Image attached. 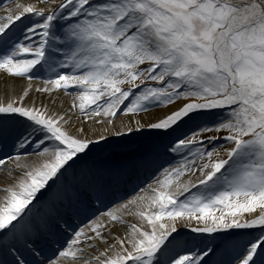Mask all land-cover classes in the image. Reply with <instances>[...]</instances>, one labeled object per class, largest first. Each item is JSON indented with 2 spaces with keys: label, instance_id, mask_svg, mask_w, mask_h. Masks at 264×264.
Segmentation results:
<instances>
[{
  "label": "snow or ice",
  "instance_id": "1",
  "mask_svg": "<svg viewBox=\"0 0 264 264\" xmlns=\"http://www.w3.org/2000/svg\"><path fill=\"white\" fill-rule=\"evenodd\" d=\"M6 13L0 73L29 82L19 97L0 102V144L11 140L16 153L0 157L12 181L0 188L8 252L22 240L41 256L31 242L39 231L33 211L67 197L69 173L94 179L84 165L107 138L71 131V116L113 127L123 116L129 122L121 121L117 136L182 129L170 151L183 158L144 195L74 229L41 264H213L206 258L221 248L233 254L228 264H264V0H38ZM41 73L44 86L35 91L72 96L67 113L25 102ZM156 109L171 110L135 119ZM219 140L230 145L223 155ZM72 194L79 198V185ZM125 215L138 222L113 236ZM257 228L259 235L235 241L233 230Z\"/></svg>",
  "mask_w": 264,
  "mask_h": 264
},
{
  "label": "bare ground",
  "instance_id": "2",
  "mask_svg": "<svg viewBox=\"0 0 264 264\" xmlns=\"http://www.w3.org/2000/svg\"><path fill=\"white\" fill-rule=\"evenodd\" d=\"M29 2L38 4L37 0H25L24 2L18 3ZM15 3L10 2L7 7L12 8ZM6 14V7L0 10V15ZM26 21L27 20L23 21V23H26ZM20 26H22V24L17 22V27L19 28ZM28 83L29 82L26 79H16L8 76L6 73H0V102L6 103L11 98L19 97L22 90L28 86ZM38 86L39 83L37 79H34L32 81V91L30 92L29 97L26 98V103L31 104L32 102H35L37 106L43 104L46 105L51 112L60 114L67 113L69 111L73 103L72 96L66 95L62 91L58 93L54 92L51 96L47 93H38L35 91L36 88H39ZM170 110L171 109H156L150 113L141 114L140 116L135 117V119H140L142 122L151 121L157 116L163 115L165 111ZM121 121L125 124L129 122L126 117L120 116L115 119V127H113L112 125H94L85 117H78L76 115L71 116L70 124L68 125L71 131L76 132L78 128L84 127L89 135H93V133H103L107 138L106 141H99L98 145L93 147L92 152L89 154V157L84 165V174L89 175L94 179H82L80 172L77 173L76 177H73L71 173H69L67 179V197L62 198V202H57L54 208L51 205H48L41 206L38 213L35 210L33 211V222L39 226V231L36 235H34L31 242L34 243L35 247L42 253V255H34L28 248L25 247L23 241L21 240L12 252H8L6 248L5 253L0 251V262H2V264H14V261L17 258H23V260L27 263L29 262L30 264H41L43 261L42 256H52L59 248L65 246V242L72 237L73 232L70 231L68 227H64L65 225H68L71 229L77 227L81 222L87 221L92 214L104 206L106 201L116 198L121 199V196L125 194L121 190L122 186H131L129 190L133 191L144 182L143 179L147 175H152L156 167L164 162V160L170 162V165H173L183 158L182 155L172 153L171 151H169V153H164L162 146L167 143L169 139L165 138V141H161V138H164V136L154 135L151 130L146 129L143 132L125 133L122 136L115 135L114 133L117 129L123 130ZM180 131H182V129H180ZM93 138L95 137L93 136ZM141 143L145 144L141 146V148L139 147V150H135L134 152H117L118 149L129 150L136 148V146ZM222 144L224 145L223 140L214 142L216 147ZM10 147L11 140L0 144V157L4 158V156L9 152ZM15 154L16 153L13 152V155ZM4 159L7 158L5 157ZM128 172L132 173L136 177L143 175V178H138L140 181L137 182L136 185H122L123 179ZM188 178L189 177H184L183 179ZM192 179L194 180L195 177H192ZM11 182L12 181L7 178L4 169L0 168V188ZM74 185H79V198L72 194V188ZM151 185L155 187V181ZM147 188L148 186H146V189ZM144 194L145 193H140L139 195ZM148 194L150 195L151 193L149 192ZM2 196L3 193L0 192V197ZM127 201L128 200L123 203ZM124 219L126 224L119 225L114 228L112 230L113 236L124 237L127 232V225L138 222L136 217L130 215H125ZM181 231L190 237L197 236V234L190 233L188 229H181ZM233 231L239 233V235L234 238L235 241L237 243H243V238L260 230L257 228ZM0 240L1 242L6 243L2 238H0ZM10 242H13L11 234H9L7 243ZM209 243H214L215 246V244L219 243V241H211V238H209ZM97 247L101 251L103 250V245L98 244ZM201 247H203V245H201ZM88 251L92 255L98 254L92 249H88ZM19 252H21L22 258L16 255ZM232 255L231 251L227 250V253L225 255H221V257L217 253L216 255L210 254V256L206 259L209 258L213 264H228V262L232 260Z\"/></svg>",
  "mask_w": 264,
  "mask_h": 264
},
{
  "label": "rangeland",
  "instance_id": "3",
  "mask_svg": "<svg viewBox=\"0 0 264 264\" xmlns=\"http://www.w3.org/2000/svg\"><path fill=\"white\" fill-rule=\"evenodd\" d=\"M25 0H0V10H2L3 8H5V6L7 7V5L10 3V2H24ZM38 1V0H37ZM30 21H26V23H29ZM20 27H22V26H20ZM19 27V28H20ZM23 37H21V39H22ZM43 75H44V73H41L40 74V76L39 77H37L36 79H37V81H38V83H39V88L40 87H43L44 85H43V79H42V77H43ZM77 103H78V101H77ZM120 117V116H119ZM118 117V118H119ZM182 132H183V130L182 131H176V132H174V133H172V134H170V136L168 135V136H164V138H161V141H163L165 138H168L169 139V141H167V143H165V144H163V146H162V150H164V153H169V151H170V146L174 143V142H176V140H177V138L178 137H181L182 138ZM189 135H190V133H188ZM223 133H221V135H222ZM224 135V134H223ZM165 141V140H164ZM145 143H141V144H139L138 146H136V148H132V149H129V150H121V149H118L117 150V152H123V153H128V152H134L135 150H139V147L141 148V146H143ZM227 147H230V145H228L227 143H225L224 142V145L222 144V145H220V146H218L217 147V149L220 151V153H221V155H223V153H224V149L225 148H227ZM13 149H12V147H10L9 148V152L8 153H12L13 154ZM7 158V155H5L4 156V158ZM170 166V162H167V161H165L164 160V162H162L161 164H159V166H157L156 167V169H155V171H154V173L152 174V175H147L143 180H144V182L143 183H141V185L139 186V187H136V189H134L133 191H130L129 190V188L131 187V186H129V184L130 185H136V183L137 182H139L140 180L139 179H142L143 178V175L141 176V175H139L138 177H136V176H134L132 173H127V175L124 177V179H123V182H122V185H127V186H129V187H126V186H122V191H123V193H125V194H123V196H121V199H118V198H116V199H111V200H109V201H106L105 203V205L104 206H102L97 212H95L94 214H92L89 218H96V217H99V215H100V213L101 212H104V211H107V210H109V209H111V208H116L118 205H120L121 203H123L124 201H126V200H130L132 197H135V196H137V195H139L140 193H141V189H146V186H148V185H150V184H152L154 181H155V178L156 177H158V176H156V175H160V172L163 170V168H168ZM139 178V179H138ZM133 182V183H132ZM125 187V188H124ZM120 188H121V185H120ZM113 192H114V190H113ZM93 204V203H92ZM89 218H88V220L87 221H83V222H81L77 227H75V228H69V226L68 225H65L64 227H68V229L70 230V231H72L73 232V230L74 229H79V228H81V227H83L84 226V224L85 223H88L89 222ZM63 227V228H64ZM259 232L260 231H258V232H255L254 234H251V235H259ZM251 238V236L250 235H247L245 238H243V241L242 242H245V241H247L248 239H250ZM242 244V243H241ZM211 246H213L214 247V243L213 244H211ZM227 253V250H225V249H223L222 248V250H220L219 252H218V255L221 257V255H225ZM210 256V255H209ZM44 258H47V257H45L44 256ZM209 259V258H208ZM45 260V259H44ZM223 264V263H222Z\"/></svg>",
  "mask_w": 264,
  "mask_h": 264
}]
</instances>
